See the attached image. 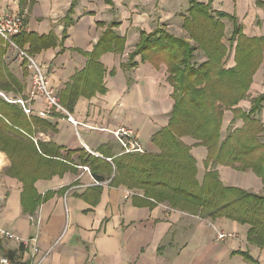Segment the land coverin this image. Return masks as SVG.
Segmentation results:
<instances>
[{
    "label": "crops",
    "instance_id": "0c3cea01",
    "mask_svg": "<svg viewBox=\"0 0 264 264\" xmlns=\"http://www.w3.org/2000/svg\"><path fill=\"white\" fill-rule=\"evenodd\" d=\"M259 1L195 0L208 5L221 22L218 13H235L243 33L251 36L264 32ZM190 5L191 0H0V16L15 12L24 17L23 48L41 63L49 88L76 121L52 110L46 117L55 130L41 133L40 139L64 146L63 152L78 149L112 160L122 147L110 131L129 126L142 152H157L151 138L168 122L173 87L163 61L155 64L134 51L144 36L161 29L190 42L194 62H203L206 54L184 26ZM0 46V71L16 75L24 85L25 99H18L36 114L45 103L41 96L30 98L26 61L4 40ZM233 61L231 56L226 67ZM183 141L193 145L190 153L201 180L207 151L189 137ZM78 155L70 154L72 171L35 181L42 198L33 212H25L22 183L4 173L10 163L0 151V228L24 238L36 236L40 253L49 250L41 264H264V245L247 240V225L225 217L204 219L153 201L150 205L137 189L111 185L110 178L95 183ZM216 169L222 183L264 195L253 170ZM218 232L236 237L218 240ZM0 253L29 258L28 246L10 239H0Z\"/></svg>",
    "mask_w": 264,
    "mask_h": 264
},
{
    "label": "trees",
    "instance_id": "16d2710c",
    "mask_svg": "<svg viewBox=\"0 0 264 264\" xmlns=\"http://www.w3.org/2000/svg\"><path fill=\"white\" fill-rule=\"evenodd\" d=\"M191 2L190 17L184 26L206 54L203 62H194L195 47L190 42L161 29L144 36L134 51L155 64L163 61L167 80L173 87L174 103L168 122L151 138L157 152L120 153L112 161L84 150L63 152L64 146L40 139L41 133L54 131L55 124L47 117L26 115L16 102L24 98V85L16 75L0 71V92L10 100L0 95V151L10 163L4 173L22 183L20 201L25 212H33L42 198L35 190V181L72 171L68 164L72 162L70 154L77 151V161L90 169L95 180L110 178L111 185L137 189L142 192L143 202L150 205L167 204L204 219L225 217L245 224L247 240L264 245V195L222 183L216 169L226 165L234 170H253L264 184V128L257 118L264 92L252 97L249 110L238 105L249 98L253 75L264 65V35L246 36L240 27H235L227 47L219 17L208 5ZM23 33L22 30L14 37L20 47ZM0 50L3 52L4 48L0 46ZM230 50L234 53V65L226 67ZM225 110L233 112L230 122L242 119L243 125L222 136ZM184 137L207 151L201 180L197 178L196 158L190 153L193 145L184 142Z\"/></svg>",
    "mask_w": 264,
    "mask_h": 264
},
{
    "label": "built area",
    "instance_id": "2783aa9c",
    "mask_svg": "<svg viewBox=\"0 0 264 264\" xmlns=\"http://www.w3.org/2000/svg\"><path fill=\"white\" fill-rule=\"evenodd\" d=\"M24 29V17L19 13H6L0 16V35L5 43L10 46L14 51L17 52V56L23 58L27 62V68L30 71V98L41 96L45 103V108L39 110L37 113L41 117H45L52 110L62 111L67 117V120L72 124H76L69 113L64 109L61 103L55 95L53 89L49 88L47 82V75L43 70V66L38 60L28 53L23 47L17 45L14 37L22 32ZM6 99L7 97L4 96ZM8 100V99H7ZM16 102L22 104L24 112L29 114L31 112L30 107H27L22 99H16ZM119 145L122 147V153L134 154L144 150L143 144L141 143L135 129L133 130L129 126H119L114 131H110ZM106 160L111 161L110 158ZM84 171H89L87 166L83 167ZM95 183L99 181L93 180ZM226 237L235 238L236 233L234 232H218L217 239L223 240ZM0 239H10L23 245L28 246L29 258L28 260H19L16 257L0 253V264H41L42 261L48 256L49 250L40 253L38 249L37 237L24 238L20 237L9 230L0 228Z\"/></svg>",
    "mask_w": 264,
    "mask_h": 264
},
{
    "label": "rangeland",
    "instance_id": "374dc122",
    "mask_svg": "<svg viewBox=\"0 0 264 264\" xmlns=\"http://www.w3.org/2000/svg\"><path fill=\"white\" fill-rule=\"evenodd\" d=\"M192 3V2H191ZM260 5H258L259 7H263L264 9V0H260L258 2ZM255 5H257L255 3ZM221 16H222V24H224V30H223V41L225 43V45L227 47H229V38L232 36V33H233V29L235 27H240V30L241 32L243 33V26L242 24L238 23L237 22V18L235 16V13H232V14H227L226 12H222L221 13ZM256 19V18H255ZM255 19L253 20V22L255 21ZM244 35H246L245 33H243ZM262 35H264V32L262 33ZM260 35V36H262ZM246 36H251V35H246ZM260 36H254V37H260ZM204 53V52H203ZM205 54V53H204ZM231 56L234 57V53H233V50H230L229 51V55H228V58L227 60H229V58H231ZM227 60H226V63H225V66H227ZM234 60V59H233ZM234 63V61H233ZM26 66H27V62H26ZM258 82V85L255 86V83ZM254 84V85H253ZM264 92V65H260L259 68L257 69V71L255 72V74L253 75V78H252V83L248 89V96L249 98L247 99H244V100H241L239 102V106L241 108H243L245 111L249 110L250 108V105H251V100H252V97H256L257 95L261 94ZM26 104V103H25ZM22 105V104H21ZM26 106L28 107V105L26 104ZM23 107V106H22ZM24 110V109H23ZM226 111V112H225ZM224 111V115H223V119H222V122H221V130L223 131L224 129H226L227 132L233 130L234 128H236V126H241L243 125V120L242 119H236L235 122H230L232 117L234 116L233 115V112L229 111V110H225ZM228 111V112H227ZM32 113V108H31V112L29 114L26 113V115H30ZM36 114H38L36 112ZM228 114V115H227ZM227 116H230V120L229 122L226 124V117ZM41 117V116H40ZM45 118V117H43ZM257 118L259 119V125H262L263 128H264V108H261L260 109V113H258L257 115ZM228 127V128H226ZM111 131H114V130H111ZM226 132V133H227ZM225 133V134H226ZM112 134V133H111ZM113 135V134H112ZM223 136V134H222ZM114 137V136H113ZM115 139V138H114ZM116 140V139H115ZM261 140L264 141V129H263V132H262V135H261ZM122 153V151L120 152ZM137 153V152H135ZM134 153V154H135ZM140 153V152H139ZM112 161V160H111ZM139 191V190H137ZM140 192V191H139ZM142 193V192H140Z\"/></svg>",
    "mask_w": 264,
    "mask_h": 264
}]
</instances>
